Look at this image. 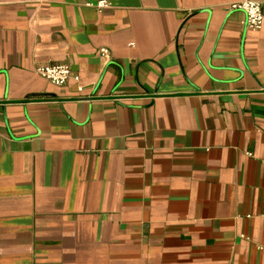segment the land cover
Wrapping results in <instances>:
<instances>
[{"label": "crops", "instance_id": "0c3cea01", "mask_svg": "<svg viewBox=\"0 0 264 264\" xmlns=\"http://www.w3.org/2000/svg\"><path fill=\"white\" fill-rule=\"evenodd\" d=\"M98 1L0 0V264H264V19Z\"/></svg>", "mask_w": 264, "mask_h": 264}, {"label": "built area", "instance_id": "2783aa9c", "mask_svg": "<svg viewBox=\"0 0 264 264\" xmlns=\"http://www.w3.org/2000/svg\"><path fill=\"white\" fill-rule=\"evenodd\" d=\"M264 3V1H263ZM108 5L106 0H99L96 7L103 8ZM230 9H239L245 13L246 26L250 29H259L264 19L262 3L258 0H240L229 4ZM98 54L105 60L109 59L107 48H100ZM35 72L55 85L64 84L70 76V68L66 64H43L36 67ZM77 79V77H75Z\"/></svg>", "mask_w": 264, "mask_h": 264}]
</instances>
